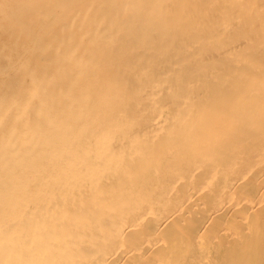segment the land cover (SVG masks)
<instances>
[{
	"label": "bare ground",
	"instance_id": "6f19581e",
	"mask_svg": "<svg viewBox=\"0 0 264 264\" xmlns=\"http://www.w3.org/2000/svg\"><path fill=\"white\" fill-rule=\"evenodd\" d=\"M102 1H46L0 32V264H264V151L236 90L264 79V48L237 70L228 53L255 47L264 1L144 0V21ZM211 75L232 81L212 120Z\"/></svg>",
	"mask_w": 264,
	"mask_h": 264
},
{
	"label": "rangeland",
	"instance_id": "374dc122",
	"mask_svg": "<svg viewBox=\"0 0 264 264\" xmlns=\"http://www.w3.org/2000/svg\"><path fill=\"white\" fill-rule=\"evenodd\" d=\"M29 1V2H28ZM46 1H50V0H45L44 2H46ZM52 2L54 1V0H51ZM104 1V2H103ZM102 2L103 3H105L104 5H106V6H108L109 7V0H103ZM108 1V2H107ZM135 1H137V3L135 2ZM141 1V2H140ZM179 1V3L183 6V5H188L187 3H186V1L185 0H178ZM262 1V0H261ZM264 1V0H263ZM44 2H41V0H0V32H2V29H4V28H6L7 30H9V27H11V26H13V25H15L16 26V29H19V30H21V29H24L25 28V25H22L24 22L26 23V18H28V16H33L34 14H36L37 13V11H38V9H39V6L41 5V4H43ZM133 3H135V5L133 4V7L134 8H132L133 10H136L137 12H141V18L143 19V21L144 20H147V18L148 17H150L151 16V13H149V15H148V13H147V11H145L146 9V5H145V2H144V0H133L132 1ZM139 2V3H138ZM74 3V2H73ZM75 3H78V1H75ZM81 3V2H80ZM141 3V4H140ZM38 4V5H37ZM215 6H219L220 4L222 5L223 3H221V1L220 0H217V1H215L214 3H213ZM231 7H233L232 9H234V8H237V6H238V1L237 0H230L229 1V3H228ZM6 5H7V7H6ZM73 5V4H72ZM264 5V4H263ZM35 6V7H34ZM144 6H145V8H144ZM184 6V7H185ZM27 7V8H26ZM140 7V8H139ZM248 7L250 8L251 7V4H248ZM2 8L4 9V10H2ZM35 8V9H34ZM69 9H71V8H69ZM34 10V11H33ZM139 10V11H138ZM4 11V12H3ZM30 11V12H29ZM145 11V12H144ZM206 10L204 9V10H202V12H201V14L202 15H200V16H203L204 15V12H205ZM7 12H9V14L7 13ZM19 12H20V14H19ZM32 12V13H31ZM245 12H246V9H243L242 11L240 10V11H237L236 12V15H233L232 16V19H229V20H233L234 22H235V24H238V25H240L241 24V22H243L245 19L243 18L244 16L242 15V14H245ZM5 13H7V14H5ZM34 13V14H33ZM117 13L119 14L118 15V17H120L119 19L121 20L122 18H123V14H121L120 15V12L117 10ZM23 14V15H22ZM25 14V15H24ZM28 14V15H27ZM32 14V15H31ZM145 15V16H144ZM19 16H20V18H19ZM22 16H24V17H22ZM160 17H159V20H160V18H161V15H159ZM199 16V17H200ZM122 17V18H121ZM158 18V17H157ZM228 17H222V19L218 22L219 23V26H220V28H219V26H218V24H217V27H216V30H220V32H219V34H221V35H219V34H217V35H215L217 38H215V39H213V40H215L217 43H221L220 45H222L223 43H224V40H225V37H226V35H225V33H226V31H225V28L227 27L228 28V25H229V20L227 19ZM15 19V20H14ZM18 19H20V20H18ZM60 19L61 18H58V22L60 21ZM11 20V21H10ZM17 20V21H16ZM64 21H66V18H64L63 19ZM63 20H61V21H63ZM9 21V22H8ZM15 21V22H14ZM23 21V22H22ZM12 22V23H11ZM18 22V23H17ZM21 22V23H20ZM138 22V24H139V27H140V30L138 31V34H137V37L138 36H141V34L143 35L144 34V32L147 30V28H146V26H145V24H144V22H142L140 19L137 21ZM5 23V25H7V26H5V25H3ZM9 23V24H8ZM222 24H224V25H222ZM20 25V26H19ZM24 27H22V26ZM159 25H161V22H160V24ZM145 26V27H144ZM224 26V27H223ZM18 27V28H17ZM158 27V26H157ZM153 28V29H151V30H149V32L147 31V36H149V37H152L154 34L155 35H158L159 34V32H157V30L158 29H160V27H158V28ZM55 29L57 28L56 26L54 27ZM261 28V30H260V32L257 34V36H256V41L255 42H257V44L255 45V47H254V42L253 41H250V40H246V41H244V43H240L239 44V46H237L236 48H235V50H230L228 53H230L231 51V55H232V59L233 60H236V61H233L234 62V68H235V70H237V66L241 63V62H243L244 60H245V58L244 59H242L240 56H237V57H235V53H236V51L237 50H239L240 48H245L246 50H248L249 52L250 51H252V50H254V48L255 49H263L264 48V27H260ZM144 29V30H143ZM57 30V29H56ZM12 31H14V29H12ZM159 31V30H158ZM154 33V34H153ZM223 34V35H222ZM260 37H259V36ZM210 36V37H209ZM208 37H209V39L212 41V39L211 38H214L213 36H212V32H211V34L209 35ZM8 40H10L9 42L12 44V42H13V37H9V38H7ZM153 39V38H152ZM208 39V40H209ZM222 39V40H221ZM224 39V40H223ZM12 40V41H11ZM222 42H221V41ZM243 41V40H242ZM248 42V43H247ZM224 46H226V45H224ZM224 46H217V47H220L218 50H221V48H224ZM19 47V46H18ZM131 47V46H130ZM129 47V50L131 49ZM248 47H249V49H248ZM19 49H20V47H19ZM63 50H65L64 49V47H63ZM40 51V50H39ZM224 51V50H223ZM235 51V52H234ZM249 52H248V55H250L249 54ZM250 53H252V52H250ZM104 54V53H103ZM102 54V57L104 56ZM253 54H255V51L253 52ZM251 57H252V55H251ZM253 58V57H252ZM239 59V60H238ZM259 61V62H258ZM100 62V61H99ZM256 62H258V63H256L255 65H253V66H255V67H257L258 69H262L263 67H264V62L263 61H261L260 59H258V60H256ZM252 64V63H251ZM258 64V65H257ZM263 64V65H262ZM99 65H101V66H103L102 65V63L100 64L99 63ZM253 66L252 67H249V69L248 70H251V69H253ZM259 66V67H258ZM254 70V69H253ZM99 71H100V73L102 72V69L101 68H99ZM251 73H248V75H247V77L245 78V82L243 83V84H245V85H243V84H241L243 87H240V86H237L236 87V90H237V92H238V95H239V97L241 98V100H243V101H246V102H249L252 106H251V109H252V112H256V114H255V119H254V122H255V127H253L254 128V130L252 129L251 131H249V132H247V133H245L244 134V143H246V145L248 146V147H251L252 146V148H258L259 150L261 149L262 151H264V113H261V109H264V92H263V90H264V79L262 80V79H255V78H253L252 77V75H250ZM250 75V76H249ZM213 78V79H212ZM206 81H205V86H206V88H207V92L205 91V93L203 94V95H206V97L205 98H207L208 99V101H210V99H211V102L213 101V103H214V107H213V109H212V111H210V114H209V117H211V120H212V117H214V119H215V117L217 116V114L219 113V112H217L219 109H220V107L222 106V104H224L223 103V101L225 100V98H224V94L222 93V95L220 94V93H218V94H216V91H215V87H216V85H218V86H220V83L219 82H221L222 83V85L225 87V86H227V84L229 85L232 81L231 80H227V79H221V78H219V77H216V76H214V75H211V77H209V78H207V79H205ZM220 80V81H219ZM217 81H219V82H217ZM229 82V83H228ZM218 83V84H217ZM216 84V85H215ZM248 86V87H247ZM193 87L190 85L189 86V90L191 91V89H192ZM241 88V89H240ZM253 89V91L251 92V91H249V90H247V89ZM246 92L247 91V94L244 92V91ZM244 92V93H243ZM248 93H250V94H252V95H255L254 97V100H253V98L252 97H250V95L248 94ZM202 95V96H203ZM260 96H261V98H260ZM263 96V97H262ZM200 101V100H199ZM261 104V106H259ZM202 106V105H201ZM203 108H205L204 106H202ZM179 108V111H180V113L182 112V114H184L185 112H186V108H185V106L184 105H181V106H179L178 107ZM181 114V115H182ZM244 118H246L245 116H244ZM257 119V120H256ZM214 122H215V120H214ZM214 122H211V126H213L214 125ZM226 124H228V123H230L229 122V120H227V119H225V121H224ZM215 127H216V125H215ZM263 131V132H262ZM203 133H205L204 131H203ZM205 136L204 137H206V133L204 134ZM260 136V137H259ZM202 141L203 142H205L206 141V138H202ZM263 141V142H262ZM187 142V144H186V149H187V153H190V154H192V151H194V147L193 146H195V144L194 143H191L189 140L188 141H186ZM189 142V143H188ZM191 143V144H190ZM210 143V142H209ZM255 144V145H254ZM152 147V145L150 146L149 145V149ZM189 147V148H188ZM190 150V152H188ZM260 158H262L261 160L262 161H260V162H258L259 161V159ZM251 163L252 164H255L256 166L258 165L259 167L263 164V162H264V155H263V157H253V158H251ZM258 175L260 176V180H261V178H263L262 177V175H260L259 173H258ZM253 179H255V177L253 178ZM256 180V179H255ZM261 181H263V180H261ZM260 182V181H259ZM259 221V220H258ZM245 239H248V237L246 236V238ZM246 241V240H245Z\"/></svg>",
	"mask_w": 264,
	"mask_h": 264
}]
</instances>
